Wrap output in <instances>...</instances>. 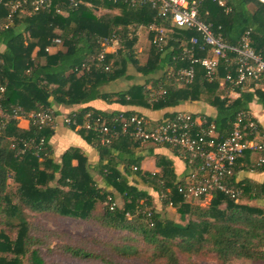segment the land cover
I'll return each mask as SVG.
<instances>
[{
    "label": "trees",
    "instance_id": "obj_1",
    "mask_svg": "<svg viewBox=\"0 0 264 264\" xmlns=\"http://www.w3.org/2000/svg\"><path fill=\"white\" fill-rule=\"evenodd\" d=\"M36 1L0 0V264L264 262V210L243 204L245 196L256 201L264 194L253 182L236 181L235 171L230 183L241 189V198L235 201L213 192L208 205L200 206L203 197L187 200L180 190L194 167L202 163L199 157L170 145L145 147L121 133L122 120L131 117L143 118L154 127L188 113L205 122L202 128L214 126L216 140H220L238 115L255 121L249 105L264 106V93L253 87L228 102L218 80L209 83L200 64L194 65V81L182 83L177 72L190 66L182 59V49L197 33L170 28L169 17H158L148 4L44 0L36 6ZM224 2L229 11L205 3L201 19L215 30L220 27L228 44H237L250 31L251 47L264 55V5L258 0ZM150 26L164 29L161 42ZM139 31H144L149 45L143 63L136 50ZM112 35L119 40L117 48L104 52L103 42ZM52 47L58 49L50 52ZM231 62L220 63L219 79L232 70ZM134 72L144 78L142 83H133L138 81ZM114 82L129 87L106 91ZM99 100L163 115L155 121L143 112L91 105ZM199 102L212 108L214 115L176 110L184 103ZM54 107H76L63 114L80 126L89 115V120L117 130L112 143L102 145L92 129L64 124L94 148L98 162L91 171L97 172L103 187L80 149L69 148L56 161L51 146L55 126L39 128L29 118L37 113L62 114ZM156 147L172 153L184 170L178 174L171 158L156 153ZM147 154L154 158L158 172L142 170ZM249 154L258 156L249 151L244 157ZM254 170L264 172V165L255 162ZM170 207L183 225L168 217ZM46 214L86 222L120 236L108 242L51 229L40 220Z\"/></svg>",
    "mask_w": 264,
    "mask_h": 264
},
{
    "label": "built area",
    "instance_id": "obj_2",
    "mask_svg": "<svg viewBox=\"0 0 264 264\" xmlns=\"http://www.w3.org/2000/svg\"><path fill=\"white\" fill-rule=\"evenodd\" d=\"M132 4H148L158 17H169V26L172 29L194 30L197 36L191 37L182 49V59L190 63V66L177 72L178 79L185 85L191 84L195 78V64H200L205 69V76L209 83L218 80L219 88L224 90L223 99L228 102L237 99L241 92L250 88L264 85V55L255 52L251 47L250 31H246L237 44H228L224 41L220 32L221 28L213 29L211 24L205 23L201 17L202 6L213 3L226 11L224 0H129ZM76 4V0H71ZM264 5V0H258ZM44 0L36 1V6H41ZM19 4L12 6L16 10ZM151 32L157 33V40L164 38V29L150 26ZM118 38L112 35L103 42L104 52L117 48ZM156 42V41H155ZM59 44V40H54ZM49 50V49H48ZM195 51L203 55L196 56ZM232 61L231 71L219 79L218 67L221 62ZM264 93V88L260 90ZM21 110L18 109L17 112ZM62 118L63 124L74 125L76 129L84 128L95 131L102 145H110L118 135L114 127H110L99 120L91 121L86 115L84 126H80L72 118L65 115L50 113L30 114L29 118L42 128L46 125L56 124L57 118ZM238 115L232 122L225 138L216 140L214 126L202 128L205 123L201 119H193L188 113H179L174 119L160 123L152 127L143 118L131 117L122 120L121 133L134 137L144 144L170 145L192 153L202 161L190 173V177L184 187L180 188L187 200L198 198H211L213 192H220L232 200H238L242 196L239 188L231 186L230 181L235 174V166L238 160L244 157L246 152L258 155L256 164L264 165V134L258 124ZM208 137L209 139H205Z\"/></svg>",
    "mask_w": 264,
    "mask_h": 264
},
{
    "label": "crops",
    "instance_id": "obj_3",
    "mask_svg": "<svg viewBox=\"0 0 264 264\" xmlns=\"http://www.w3.org/2000/svg\"><path fill=\"white\" fill-rule=\"evenodd\" d=\"M139 34V33H138ZM3 47L0 46V50H2ZM58 48L52 47L50 49V52H55ZM113 50H109L111 52ZM140 77H137L139 79ZM142 78V77H141ZM144 78L141 80V83L143 82ZM137 83H139L137 81ZM113 85H116L115 87H112ZM129 87V85L124 84L123 82H114L111 83L107 88H105L106 91L109 92H117L121 90H125ZM92 106L102 109V110H121V111H136V112H143L145 113L149 119L151 120H158L162 117L163 112L158 111V112H152V111H147L144 109L136 108V107H120L117 104H106L103 101H95L91 104ZM250 107V112L249 115L256 121L260 129L262 130V133L264 134V106L255 102L249 105ZM55 110H58L62 114L61 116L64 115L63 113H66L68 111L75 110L76 107L72 108H63V107H54ZM176 110L178 111H184V112H190V113H206L211 116L214 115V110L212 108H209L207 105L204 103H184L180 105ZM55 131L51 140V146L52 150L54 152V156L56 158V161H60V158L62 154L69 148H78L80 149L88 159V165L90 166V171L93 169V167L96 166L98 162V155L95 152L94 148L87 144L78 134H76L74 131L66 128L63 124L62 118H57L56 124H55ZM145 147H155L153 145H148L144 144ZM155 149L156 153H161L166 155L167 157L171 158V160L174 163L175 170L178 174H180L184 170V164L178 160L177 158H174L172 153H170L168 150H165L162 147H156ZM147 151H144V154ZM254 164H255V156L254 155H246L244 158H241L240 160L237 161L235 171H236V181L238 182H244L245 180L253 182L255 187L260 189L262 192H264V172H259L254 170ZM143 171L147 172H158L159 170L155 166V160L153 157L149 156L148 154L145 156V160L142 163L141 166ZM121 169V167H120ZM91 171L93 177L95 180L99 182V186L103 187L102 181L100 179V176H98L97 172ZM253 195V194H252ZM251 195V196H252ZM244 205H247L249 207H254V208H259L264 210V194L262 198L254 201L251 200L248 196L244 197ZM200 206H203L200 203ZM264 264V262H252L250 260H245V259H240L232 264Z\"/></svg>",
    "mask_w": 264,
    "mask_h": 264
},
{
    "label": "rangeland",
    "instance_id": "obj_4",
    "mask_svg": "<svg viewBox=\"0 0 264 264\" xmlns=\"http://www.w3.org/2000/svg\"><path fill=\"white\" fill-rule=\"evenodd\" d=\"M139 36H140V41H139L138 46L136 47V50H137L138 54L140 55V57H139L140 63H143L147 58L148 51H149V45H148V42L146 41V39L144 37L145 36L144 31H139ZM133 74L136 77H140L138 79V82L141 83V80L143 78H141V76L137 75L135 72ZM133 83H137V80L133 81ZM115 86L116 85H113L112 87H115ZM262 88H264V85L258 86L257 90L260 91ZM257 158H258V156H255V162H256ZM94 174H95V172H94ZM209 200H210L209 197L204 198V201H202L200 203L203 206H207L209 203ZM168 212H169L168 217H170L172 219H176L177 224H179V225L184 224V221L181 220L180 218H178V215L175 213L174 209H172L170 207L168 209ZM42 218L43 219H40V220H42L41 222H43L44 225H46L48 228H51V229H57L58 228V229L66 231L70 234H75L78 236L79 235L80 236L91 235L95 238H98L99 240H106L108 242H116L115 239L119 235V234H117V232H114L112 230H106L105 231V229L98 228L97 226H93V225L88 224L86 222L57 218V217L50 215V214H46ZM76 227H80L82 229L79 230ZM60 262L62 264H83V263H79L76 261H65V260H62V261L60 260ZM132 263L141 264V263H135V262H132ZM91 264H96V263H91ZM199 264H215V262L212 259H208V260L199 261Z\"/></svg>",
    "mask_w": 264,
    "mask_h": 264
}]
</instances>
